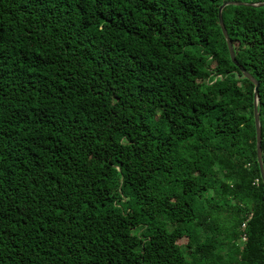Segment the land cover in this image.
<instances>
[{
  "label": "trees",
  "instance_id": "1",
  "mask_svg": "<svg viewBox=\"0 0 264 264\" xmlns=\"http://www.w3.org/2000/svg\"><path fill=\"white\" fill-rule=\"evenodd\" d=\"M227 1L0 0V264H264ZM222 15L264 164V7Z\"/></svg>",
  "mask_w": 264,
  "mask_h": 264
},
{
  "label": "water",
  "instance_id": "2",
  "mask_svg": "<svg viewBox=\"0 0 264 264\" xmlns=\"http://www.w3.org/2000/svg\"><path fill=\"white\" fill-rule=\"evenodd\" d=\"M228 6H249V7H254V8H260V7H264V2L252 4V3H243V2H237V1H227L221 6V8L219 10V22H220V26L222 28L223 34H224L226 41H227V44H228L231 60L239 68L242 75L244 77H246L248 80H250L255 85L254 113H255L256 134H257V160H258V164L260 167L261 178H262V181L264 183V164H263V153H262V129H261V122H260V115H259V102H260L259 83L236 60V55H235L233 43H232V40L230 39V36L227 32L226 26H225L224 21H223V15H222L223 10Z\"/></svg>",
  "mask_w": 264,
  "mask_h": 264
},
{
  "label": "built area",
  "instance_id": "3",
  "mask_svg": "<svg viewBox=\"0 0 264 264\" xmlns=\"http://www.w3.org/2000/svg\"><path fill=\"white\" fill-rule=\"evenodd\" d=\"M242 240H243V241H246V236H243V237H242Z\"/></svg>",
  "mask_w": 264,
  "mask_h": 264
}]
</instances>
